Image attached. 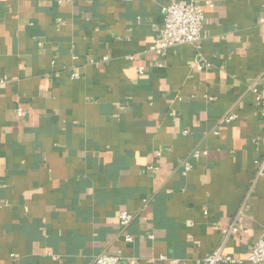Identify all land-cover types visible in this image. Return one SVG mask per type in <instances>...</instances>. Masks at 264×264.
Masks as SVG:
<instances>
[{
  "label": "crops",
  "instance_id": "crops-1",
  "mask_svg": "<svg viewBox=\"0 0 264 264\" xmlns=\"http://www.w3.org/2000/svg\"><path fill=\"white\" fill-rule=\"evenodd\" d=\"M170 1L0 0V264H202L260 238L264 0H193L199 47L158 55Z\"/></svg>",
  "mask_w": 264,
  "mask_h": 264
},
{
  "label": "built area",
  "instance_id": "built-area-1",
  "mask_svg": "<svg viewBox=\"0 0 264 264\" xmlns=\"http://www.w3.org/2000/svg\"><path fill=\"white\" fill-rule=\"evenodd\" d=\"M208 5H212L211 0H206ZM162 14L164 17V26L162 30V37L158 38L154 44L151 46L156 54L162 55L168 49L182 45V44H195L199 47V43L204 37V21L205 13L201 5H198L193 0H171L169 4L163 6ZM264 21V19H263ZM196 66L198 69H203L204 64L201 59L196 61ZM141 72V68H140ZM73 76H78V73H73ZM7 81V77L0 75V84H4ZM253 92L256 94V98L264 108V96L259 92V90L254 87ZM19 116L25 115L22 107L17 110ZM236 116L234 114L228 116L226 121L235 120ZM200 151L195 150L194 156H198ZM190 166H185L184 172L190 171ZM264 176V156L257 161V172L256 178ZM246 202H244L239 215L244 210ZM239 218V217H238ZM134 219V215L123 211L120 214L121 224L126 227ZM238 220L236 219L232 224L231 228L225 229V236L229 232L233 231V226L237 225ZM149 237L153 238V235ZM127 240H131L129 234L126 235ZM161 260L168 261L169 264H183L180 258H170L167 256H161ZM264 264V224L262 226V233L260 238L255 242L252 250L245 258L235 257L230 254L224 253L223 246L215 249L209 255H207L202 264ZM93 264H124L120 256L102 253L98 255ZM156 264V263H154Z\"/></svg>",
  "mask_w": 264,
  "mask_h": 264
}]
</instances>
